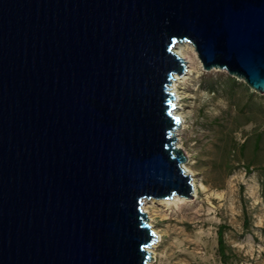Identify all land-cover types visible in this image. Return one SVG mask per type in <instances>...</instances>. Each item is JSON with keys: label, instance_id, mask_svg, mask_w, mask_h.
<instances>
[{"label": "water", "instance_id": "water-1", "mask_svg": "<svg viewBox=\"0 0 264 264\" xmlns=\"http://www.w3.org/2000/svg\"><path fill=\"white\" fill-rule=\"evenodd\" d=\"M185 42L264 95V0H0V264H150Z\"/></svg>", "mask_w": 264, "mask_h": 264}, {"label": "rangeland", "instance_id": "rangeland-1", "mask_svg": "<svg viewBox=\"0 0 264 264\" xmlns=\"http://www.w3.org/2000/svg\"><path fill=\"white\" fill-rule=\"evenodd\" d=\"M184 59L191 70L171 92L181 116L177 146L196 194L177 204H144L157 235L150 264H223L221 225L230 264H264V95L242 80L232 86L226 71H204L195 49Z\"/></svg>", "mask_w": 264, "mask_h": 264}, {"label": "bare ground", "instance_id": "bare-ground-1", "mask_svg": "<svg viewBox=\"0 0 264 264\" xmlns=\"http://www.w3.org/2000/svg\"><path fill=\"white\" fill-rule=\"evenodd\" d=\"M194 47L190 44V43H187V42H185V43H181V44H177L176 46H175V49H174V51H175V53L177 54V55H179L180 57H182L183 59L185 58V55H186V53H188L189 51H193L194 49H193ZM187 62V74L190 72V70H191V61H186ZM181 79V77H175V79L173 80V83H172V85H171V91L173 92V93H176L175 91H176V89H177V82L179 81ZM176 102H178V98H177V100H175ZM175 115H177L179 118L181 117L179 114H175ZM178 135V132H176V136ZM188 172V171H187ZM195 194H196V189H195ZM185 200L184 199H181V198H178V197H175L174 199H172V200H162V201H156V200H151L150 202H162V203H164L165 205H171V204H177V203H182V202H184Z\"/></svg>", "mask_w": 264, "mask_h": 264}, {"label": "trees", "instance_id": "trees-1", "mask_svg": "<svg viewBox=\"0 0 264 264\" xmlns=\"http://www.w3.org/2000/svg\"><path fill=\"white\" fill-rule=\"evenodd\" d=\"M229 81L231 82L232 86L236 85L237 84V80L234 79V78H231L229 77L228 78ZM261 141V137L258 136L257 138V141H256V146L258 147L259 143ZM244 147L245 145H242L241 147V152L244 151ZM247 170L249 172H251V165L248 164L247 165ZM217 244H218V255L222 261L223 264H230L229 263V259H230V256H229V253H228V246L226 244V241H225V226L221 225L218 229V233H217Z\"/></svg>", "mask_w": 264, "mask_h": 264}]
</instances>
